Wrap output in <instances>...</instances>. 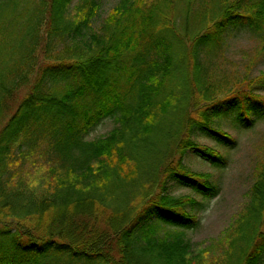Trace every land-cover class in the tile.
Instances as JSON below:
<instances>
[{
	"label": "trees",
	"instance_id": "obj_1",
	"mask_svg": "<svg viewBox=\"0 0 264 264\" xmlns=\"http://www.w3.org/2000/svg\"><path fill=\"white\" fill-rule=\"evenodd\" d=\"M72 2L0 0V264H263L264 157L229 249L210 263L186 233L201 224L185 207L195 200H177L169 187L216 197L218 184L189 169L186 152L225 166L196 137L235 147L219 120L235 113L244 128L264 120V70L223 91L210 88L209 74L232 31L258 35L264 54V0H213L192 41L175 33L166 11L174 0H118L101 31L93 27L101 0H81L71 15ZM180 50L192 60L181 79L204 87L208 103L187 113L178 160L161 159V175L137 195L139 163L163 143L172 109L187 107L188 89L174 99ZM108 117L118 125L88 140Z\"/></svg>",
	"mask_w": 264,
	"mask_h": 264
},
{
	"label": "rangeland",
	"instance_id": "obj_2",
	"mask_svg": "<svg viewBox=\"0 0 264 264\" xmlns=\"http://www.w3.org/2000/svg\"><path fill=\"white\" fill-rule=\"evenodd\" d=\"M80 1L73 0L69 14L73 15L75 13L76 6ZM208 1L187 0L184 3V0H174L173 5L166 11L171 15V19L177 22L175 33L180 32L185 40L191 39L190 41L201 33L209 23H206L208 17L205 18L200 14H205L207 9L214 6V4L216 5L213 0ZM117 2L118 0H101V14L93 24L95 30L101 31L103 18L107 16ZM197 15H200V17H197ZM261 44L262 41L259 36L249 30H235L228 33L222 51L212 59L213 64H210L209 67V74L212 77L209 78L215 83L210 88L215 89L217 87L218 91H223L229 86H233L243 77H252L264 70V54L259 52ZM184 50L187 52L188 48ZM178 54L175 68L178 77L174 80L173 87L174 99L175 101L179 100V97L183 94L182 92L186 93L188 89L190 96L188 97L187 107L183 112L179 108L172 109V121L161 130V138H164L163 143L156 142L154 146L150 147L152 151L149 158L139 163L135 186L138 191L136 192L137 195L141 194L140 191H144L146 186L149 188V184L157 180L155 176L161 175V165L163 163L161 159L175 156V159L178 160V143L181 137L187 134V113H193L196 116L198 108L208 103V100H205L207 92L204 87L201 86L203 89H200L192 80L187 85L181 79L182 72H188L192 60L188 53L186 54L180 50ZM262 93L264 94V91ZM216 95L221 96L222 92ZM184 99L185 97L181 101ZM180 112L185 116L183 121L180 120L182 116ZM235 119L236 115L232 113L227 118L219 120V125L237 139L235 147L222 146L215 140L203 135L196 137V140L200 143L217 148L228 159L227 165L214 166L202 157L196 156L190 150L184 156V163L189 169L211 175L212 180L220 188L219 194L214 198H204L184 186L171 183L172 185L169 187L170 193L177 200L184 201L187 198L195 200L194 203L185 201V207L200 217L201 224L198 228L186 230V233L194 249H197V251L206 249L205 255L209 256L208 263L212 259H222L225 251L229 249L230 244L227 243V233L239 212L244 210L249 200L248 191L254 182L255 165L264 157V120H258L252 128H244ZM117 125L118 123L114 118L108 117L90 131L87 139L92 140L105 136ZM160 160L162 163H160ZM35 183L41 184L37 178ZM136 193L134 197L137 196ZM223 241L224 243L221 245Z\"/></svg>",
	"mask_w": 264,
	"mask_h": 264
}]
</instances>
